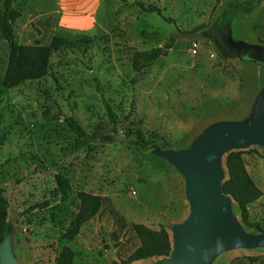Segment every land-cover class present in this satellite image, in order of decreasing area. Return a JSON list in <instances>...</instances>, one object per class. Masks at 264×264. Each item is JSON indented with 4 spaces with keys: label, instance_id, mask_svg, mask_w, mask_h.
Here are the masks:
<instances>
[{
    "label": "rangeland",
    "instance_id": "374dc122",
    "mask_svg": "<svg viewBox=\"0 0 264 264\" xmlns=\"http://www.w3.org/2000/svg\"><path fill=\"white\" fill-rule=\"evenodd\" d=\"M235 1L246 0H13L19 12L14 42L49 49L44 76L6 86L10 44L0 34V186L17 264H57L65 245L74 252L73 264L121 262L139 245L130 223L163 226L171 237V227L189 213L185 181L151 150L187 148L214 121L246 117L264 86V67L243 57L250 49L233 46L264 45V0L231 7ZM171 36L166 54L133 68L136 51L165 46ZM66 116L112 139L70 151L78 138ZM235 150H242L262 194L248 205V224L231 198L232 212L247 231H264V145ZM58 176L67 181L65 194ZM79 191L100 195L103 203L66 240ZM211 264H264V246L227 248Z\"/></svg>",
    "mask_w": 264,
    "mask_h": 264
},
{
    "label": "water",
    "instance_id": "95a60500",
    "mask_svg": "<svg viewBox=\"0 0 264 264\" xmlns=\"http://www.w3.org/2000/svg\"><path fill=\"white\" fill-rule=\"evenodd\" d=\"M248 60L264 67V45L233 44ZM264 145V86L256 94L249 114L242 119H220L209 124L187 148L152 153L172 164L185 181L189 213L171 227V250L153 264H211L230 247L264 246V231H247L234 216L232 197L222 188V156L249 145ZM232 198V199H231ZM10 225L0 241V264H17L11 248ZM112 264H121L114 260Z\"/></svg>",
    "mask_w": 264,
    "mask_h": 264
},
{
    "label": "trees",
    "instance_id": "16d2710c",
    "mask_svg": "<svg viewBox=\"0 0 264 264\" xmlns=\"http://www.w3.org/2000/svg\"><path fill=\"white\" fill-rule=\"evenodd\" d=\"M125 1V0H123ZM261 0H246L243 2H232L231 7H241L244 5H253ZM140 7L148 12L161 13L160 8L152 4H139ZM19 16V12L13 7V0H3V8L0 12V34L10 44V53L3 82L6 86L17 85L26 80L38 79L45 75L48 65V48L36 44H19L13 40V23ZM169 20V18H167ZM173 36L165 46L153 47L147 50L136 51L133 55L132 66L135 70H140L151 65L158 57L166 54L171 47ZM96 89L99 93L108 117L112 122L116 121L117 115L109 105L104 89L100 81L96 80ZM66 123L76 134L78 141L70 146V151L81 149L87 143L98 139L108 141L112 139L111 135H100L98 133H89L72 116L65 117ZM225 165L228 177L223 181V191L229 194L236 202L244 223L248 224V205L257 200L262 191L253 182L249 176L242 159V150L230 151L225 157ZM57 186L61 194H65L68 189L67 181L58 176ZM80 200L78 210L69 222L62 236L66 240H72L80 231L82 225L98 214L103 199L100 195L92 194L87 191H79ZM7 219V200L4 190L0 186V241L6 229ZM122 223V222H121ZM122 225V224H120ZM256 228L262 230L258 224ZM130 230L139 239V245L128 255L121 259V264H129L132 261L148 259L151 257L168 255L171 250L170 235L167 230L161 226L158 230L147 227L142 223H130ZM74 252L65 245L61 248L56 258L57 264H73Z\"/></svg>",
    "mask_w": 264,
    "mask_h": 264
}]
</instances>
